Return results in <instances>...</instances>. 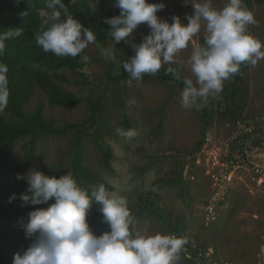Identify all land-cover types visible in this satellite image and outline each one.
<instances>
[{
	"label": "rangeland",
	"instance_id": "1",
	"mask_svg": "<svg viewBox=\"0 0 264 264\" xmlns=\"http://www.w3.org/2000/svg\"><path fill=\"white\" fill-rule=\"evenodd\" d=\"M91 1L90 10H93V3L97 0ZM148 2L165 5L157 13L161 19L171 23L172 17L178 16L186 25V17L193 13L192 5L202 0ZM227 2L212 0V5L219 10ZM112 5H115V0H106V7ZM247 9L256 21L248 25V32L264 44V0H249ZM149 31L146 24H141L133 34L145 36ZM205 36V22L202 21L199 33L176 57L183 62L184 73L194 84L195 77L188 60L193 48L204 43ZM110 48L118 50L113 44ZM86 49L88 61H84L81 68L84 79L68 72L70 80L63 84L75 94L77 103L69 107L46 106L44 116L57 129H62L66 124L85 119L89 114V100L100 97L95 123L80 127L84 130L86 162L111 186L106 188L110 194L127 198L136 229L147 231L150 235L165 234L173 229L182 237H187L188 243L195 248L211 246L221 258L257 264L260 250L264 247V183L257 185L243 176L240 180L236 175L229 208L209 226H203L199 216H196L197 208L211 189L212 182L206 156L196 159V153L203 147L195 149V146L204 134V142L210 139L215 147L219 145L225 135L223 124L214 121L208 125L201 108H183V89L176 88L170 81L145 75L141 81L133 80L129 86L122 83L128 78V73L119 82L111 80L109 76L122 69L118 60L106 59L102 55L103 48L97 43L89 44ZM240 77L239 82H232L230 77L223 87H232L236 83L234 86L243 97L244 113L264 112V60L256 66L250 63L242 66ZM36 101L33 98L29 107ZM124 116L129 120L130 129L139 133L132 139L118 133V129L128 130L123 122ZM76 133V129H67L60 135L39 132L34 142L32 163L21 176H25L30 169L42 171L48 176L67 172L69 145ZM28 140L29 136L15 143L10 174L6 178L0 176V253L10 264L14 254L26 250L35 238L25 237L22 225L27 222L28 215L12 216V207L4 191L6 186L24 180L17 179L13 170L21 162L23 145ZM101 145L111 151L112 172L107 171L100 160ZM100 215L103 226L100 230L89 225L97 235L106 228V231L110 230ZM183 259L180 254L177 264H186Z\"/></svg>",
	"mask_w": 264,
	"mask_h": 264
},
{
	"label": "clouds",
	"instance_id": "2",
	"mask_svg": "<svg viewBox=\"0 0 264 264\" xmlns=\"http://www.w3.org/2000/svg\"><path fill=\"white\" fill-rule=\"evenodd\" d=\"M46 2L51 10L43 21L46 27L35 34L44 52L76 57L97 41L93 30L67 13L63 0ZM115 7L119 15L105 18L104 23L110 26L108 33L116 44L130 38L141 24L150 30L139 44L132 43L134 54L121 63L128 73L122 83L129 86L133 80L139 82L145 75H155L163 65L182 66L177 55L188 47L199 33L201 22H205L204 43L193 48L188 60L195 84L191 78L183 79L181 106L185 109L207 106L209 98L223 91L224 82L237 74L242 64L256 66L264 60V44L248 32V25L256 21L243 0H228L219 10L213 7L212 0L194 3L186 25L178 16H173L171 23L158 17L165 7L162 3L115 0ZM21 34V28L0 32V56L5 52V42ZM102 55L116 61L113 48L103 49ZM81 59L87 62L88 56ZM178 68L168 67L165 73L179 80ZM8 72L7 64L0 61V113L9 101ZM118 133L127 139L139 134L135 129H118ZM17 179L27 183L26 191L20 194L21 207L54 202L28 213L22 228L26 238H35L26 250L14 254L12 264H177L189 242L187 237L137 230L127 198L110 194L104 184L86 189L78 186L71 172L57 178L36 169L23 177L17 175ZM15 198L14 193L9 202ZM93 202L99 205L103 222L110 229L99 235L87 219Z\"/></svg>",
	"mask_w": 264,
	"mask_h": 264
},
{
	"label": "trees",
	"instance_id": "3",
	"mask_svg": "<svg viewBox=\"0 0 264 264\" xmlns=\"http://www.w3.org/2000/svg\"><path fill=\"white\" fill-rule=\"evenodd\" d=\"M248 1L245 0L244 2L246 7ZM63 3L66 6L67 13L71 14L84 27L90 28L96 33L97 41L95 43L103 49L110 48V44L118 47L115 54L120 65L134 54L132 43L139 44L144 37L142 34H132L130 38L116 44L108 33L110 26L104 23V19L119 15V9L115 5L106 7V0L94 2L93 10H90L91 0H75L74 3H71L70 0H63ZM50 11L47 8L46 0H19V2L17 0H0V32L7 31L10 28L22 29L21 36L5 42V52L3 56H0V61L6 63L9 68L8 87L10 92L8 105L0 113V176L6 178L10 174L13 148L19 139L29 136L28 142L23 145L21 162L13 170L15 176L23 175L30 167L35 150L34 142L39 132L45 135H60L67 129H76L77 133L69 145L70 159L67 172L72 173L78 186L82 188L90 189L92 186L99 184L111 188L86 162L84 130L80 129L87 123H95L100 97L89 100V114L85 119L77 123L66 124L62 129H57L53 122L44 116L46 106L69 107L77 103L78 99L75 94L63 87V84L70 80L67 76L68 72H73L84 79L81 72L84 61L81 57L87 55V49H85L76 57H60L50 51L44 52L37 45L35 34L46 27L43 21L50 14ZM63 17L64 12L62 11ZM244 65L240 66L237 74L231 76L232 82L241 80L240 72ZM168 67L178 68V65H163L154 77L160 81H170L176 88L183 89V79L187 78L183 67L178 68L181 77L179 80L175 79L171 73H165ZM126 73L122 67L120 71H116L109 78L119 82ZM234 85L223 87L220 94L210 97L207 106L201 108V113L208 125L214 121L224 124L226 121L234 120L244 113L243 97ZM33 98H36L37 101L30 108L29 105ZM124 117L123 122L126 129H130L129 120L126 116ZM202 137L196 143L195 149L203 145L202 143L206 139L205 134ZM100 152V160L104 168L112 172L110 149L101 145ZM67 172L54 173L51 176L59 178ZM26 188L27 183L25 180L5 187L4 191L8 198L14 193L16 195V198L10 202L12 216L28 215L33 209L47 208L49 204L54 202L49 200L48 204L21 207L20 194L24 193ZM100 214L99 205L93 202L87 219L89 225L98 230L103 227ZM231 260L238 261L236 259ZM0 264H10L1 253Z\"/></svg>",
	"mask_w": 264,
	"mask_h": 264
},
{
	"label": "built area",
	"instance_id": "4",
	"mask_svg": "<svg viewBox=\"0 0 264 264\" xmlns=\"http://www.w3.org/2000/svg\"><path fill=\"white\" fill-rule=\"evenodd\" d=\"M224 137L216 147L207 139L196 153V159L206 156L210 168L211 189L202 198L196 216L203 226H209L229 208V198L234 177H245L257 185L264 183V112L249 111L223 124ZM211 147V148H208ZM204 156V157H205ZM186 170L182 172L184 176ZM182 237L175 231H168ZM186 264H248L218 256L211 246L194 247L188 243L180 253ZM264 264V247L259 253V262Z\"/></svg>",
	"mask_w": 264,
	"mask_h": 264
}]
</instances>
